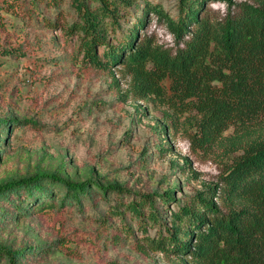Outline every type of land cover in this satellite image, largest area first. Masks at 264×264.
Masks as SVG:
<instances>
[{
    "label": "rangeland",
    "instance_id": "rangeland-1",
    "mask_svg": "<svg viewBox=\"0 0 264 264\" xmlns=\"http://www.w3.org/2000/svg\"><path fill=\"white\" fill-rule=\"evenodd\" d=\"M72 1L0 0V121H30L3 128L0 183L57 172L75 182L92 178V191L112 183L136 193L173 189L172 211L195 191L219 183L232 158L264 137L263 117L249 128L229 126L208 150L191 148L195 111L175 112L153 96L135 99L131 74L122 64L93 66L80 37L61 28L79 18ZM84 1L96 6L95 0ZM146 4L175 21L181 16L179 0H132L115 16L116 23L106 19L104 41L94 46L102 62L103 52L125 38ZM225 7L214 2L206 9L222 13ZM149 35L172 50L182 45L164 17L152 11L137 31L138 39ZM162 86L169 93L168 79ZM113 197L95 193L80 204L28 208L26 215L0 224V242L13 249L35 247L23 254L21 264H194L190 257L147 248L144 237L156 235L164 222L149 224L143 233L128 214L126 220L114 214ZM159 208L163 215L165 206ZM168 217L169 211L163 221Z\"/></svg>",
    "mask_w": 264,
    "mask_h": 264
},
{
    "label": "trees",
    "instance_id": "trees-1",
    "mask_svg": "<svg viewBox=\"0 0 264 264\" xmlns=\"http://www.w3.org/2000/svg\"><path fill=\"white\" fill-rule=\"evenodd\" d=\"M95 1L92 8L84 0H73L79 18L61 28L80 37L84 56L93 66L124 65L131 74L135 99L153 96L175 112L194 110L199 118L189 136L191 148L208 150L229 126L249 128L264 117V0H179L177 21L160 7L146 4L125 38L103 52L104 62L94 46L104 41L106 19L116 23L115 16L132 0ZM214 2H222L225 10L206 9ZM149 11L164 17L181 46L163 47L151 35L138 39L137 31ZM166 79L169 93L162 86ZM29 122L0 121V146L4 126ZM91 184L96 183L90 177L75 182L57 172H35L0 183V224L26 215L28 208L55 202L80 204L95 193L101 199L112 193L110 209L122 220L128 214L143 233L149 224L164 222L156 235L144 237L151 250L190 257L194 264H264V137L250 141L232 158L219 183L195 191L172 211L168 203L176 200L173 189L136 193L112 183L92 191ZM159 205L165 206L163 215ZM168 211V221H163ZM124 225L130 230L128 222ZM33 251L35 247L13 249L0 242V262L21 264L23 254Z\"/></svg>",
    "mask_w": 264,
    "mask_h": 264
}]
</instances>
